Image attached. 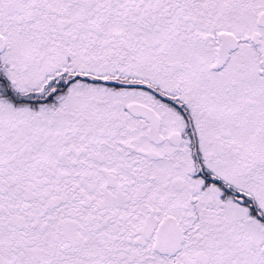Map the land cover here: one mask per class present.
<instances>
[{
	"label": "snow or ice",
	"instance_id": "obj_1",
	"mask_svg": "<svg viewBox=\"0 0 264 264\" xmlns=\"http://www.w3.org/2000/svg\"><path fill=\"white\" fill-rule=\"evenodd\" d=\"M0 264H264V0H0Z\"/></svg>",
	"mask_w": 264,
	"mask_h": 264
}]
</instances>
